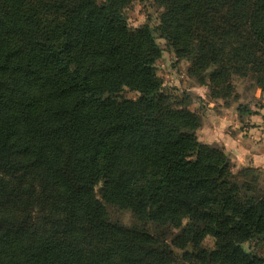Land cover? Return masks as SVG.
<instances>
[{
	"label": "trees",
	"instance_id": "16d2710c",
	"mask_svg": "<svg viewBox=\"0 0 264 264\" xmlns=\"http://www.w3.org/2000/svg\"><path fill=\"white\" fill-rule=\"evenodd\" d=\"M131 1L0 0V264H264L243 247L264 242L262 169L198 139ZM154 1L210 99L236 100L234 77L264 84V0Z\"/></svg>",
	"mask_w": 264,
	"mask_h": 264
},
{
	"label": "rangeland",
	"instance_id": "374dc122",
	"mask_svg": "<svg viewBox=\"0 0 264 264\" xmlns=\"http://www.w3.org/2000/svg\"><path fill=\"white\" fill-rule=\"evenodd\" d=\"M124 13L130 27L135 28L147 24L154 29L156 42L161 49V57L156 61L155 69L157 76L162 82L163 91L177 100L185 98L189 103V108L197 112L201 110V107L204 108L206 100L212 101V99L208 97V92H206L205 88H200L202 85L187 76V68L189 67L188 61L185 59H177L173 49L158 35L157 28L162 9L157 6L155 1L132 0L124 10ZM232 79L234 93H236L237 99L233 100L232 97H230L228 100L230 104L238 105L240 111L245 109L248 104L258 108L264 105V97L261 99L254 98V94L257 90L260 89L264 91V84L257 86L252 76H247L245 78L234 77ZM199 89H202V93H205V100L198 96V92H201ZM120 97L135 99L137 98V94L129 90H124L120 93ZM237 170L238 169L233 168L234 172H237ZM262 173L259 179L261 181L263 180L262 183L264 184V169H262ZM107 209L112 221L120 222L126 226L133 222L129 211L119 210L110 206H108ZM147 229L154 235L160 234V229L153 224H148ZM212 245V240L209 237L205 238L202 242V246L208 249L211 248ZM243 247L247 251L255 250L259 255L264 257V242L256 246H254L253 243H248L244 244Z\"/></svg>",
	"mask_w": 264,
	"mask_h": 264
},
{
	"label": "crops",
	"instance_id": "0c3cea01",
	"mask_svg": "<svg viewBox=\"0 0 264 264\" xmlns=\"http://www.w3.org/2000/svg\"><path fill=\"white\" fill-rule=\"evenodd\" d=\"M199 90L198 96L205 100V93ZM263 97L260 89L254 94V98ZM199 112L202 120L197 135L201 142L221 147L235 169H264V105L258 108L248 104L240 111L238 105L206 100Z\"/></svg>",
	"mask_w": 264,
	"mask_h": 264
}]
</instances>
